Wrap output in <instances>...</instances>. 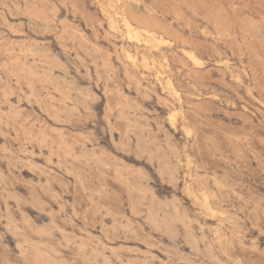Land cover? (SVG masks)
Instances as JSON below:
<instances>
[{
	"label": "rangeland",
	"instance_id": "obj_1",
	"mask_svg": "<svg viewBox=\"0 0 264 264\" xmlns=\"http://www.w3.org/2000/svg\"><path fill=\"white\" fill-rule=\"evenodd\" d=\"M0 264H264V0H0Z\"/></svg>",
	"mask_w": 264,
	"mask_h": 264
},
{
	"label": "bare ground",
	"instance_id": "obj_2",
	"mask_svg": "<svg viewBox=\"0 0 264 264\" xmlns=\"http://www.w3.org/2000/svg\"><path fill=\"white\" fill-rule=\"evenodd\" d=\"M130 26V25H129ZM130 35V34H129ZM153 40V39H152ZM137 43H139V42H137Z\"/></svg>",
	"mask_w": 264,
	"mask_h": 264
}]
</instances>
